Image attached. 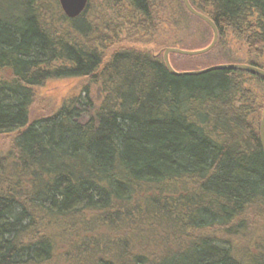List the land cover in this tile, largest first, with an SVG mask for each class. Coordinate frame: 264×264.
Listing matches in <instances>:
<instances>
[{
    "label": "trees",
    "instance_id": "trees-1",
    "mask_svg": "<svg viewBox=\"0 0 264 264\" xmlns=\"http://www.w3.org/2000/svg\"><path fill=\"white\" fill-rule=\"evenodd\" d=\"M190 2L219 37L171 52L176 70L264 69V0ZM213 37L184 0L76 17L0 0V264H264V76L164 59ZM76 77L90 85L31 117L37 86Z\"/></svg>",
    "mask_w": 264,
    "mask_h": 264
},
{
    "label": "rangeland",
    "instance_id": "rangeland-1",
    "mask_svg": "<svg viewBox=\"0 0 264 264\" xmlns=\"http://www.w3.org/2000/svg\"><path fill=\"white\" fill-rule=\"evenodd\" d=\"M201 46L200 43L195 44L194 47ZM200 48V47H199ZM175 62L177 69L192 70L197 67L196 60L190 56H181L172 59ZM90 82L85 78H63V79H49L43 84L37 86L34 91V103L31 108V117H40L54 112L62 103V101L71 95L80 91L82 86ZM91 90L95 97L99 94L97 85L91 84ZM11 135H0V148H5L9 145Z\"/></svg>",
    "mask_w": 264,
    "mask_h": 264
},
{
    "label": "water",
    "instance_id": "water-1",
    "mask_svg": "<svg viewBox=\"0 0 264 264\" xmlns=\"http://www.w3.org/2000/svg\"><path fill=\"white\" fill-rule=\"evenodd\" d=\"M60 4L64 10V12L69 16V17H76L78 16L86 7L88 0H59ZM187 8L193 12L195 15L199 16L200 18L204 19L207 21L213 28L214 31V37L211 43L203 48H196V49H186V48H181V47H167L164 51V59L167 64V67L174 73H190V74H197V73H203L211 69L215 68H239V69H245V70H250L257 72L261 75L264 76V69L252 64L248 63H219V64H214L205 68H200V69H193V70H186V71H178L176 70L169 58V54L171 52H177L181 54H187V55H195V54H201L205 53L209 50H211L217 43L218 37H219V30L212 18L207 16L206 14L198 11L195 9L190 0H184ZM261 139H262V145L264 148V114L262 117L261 121Z\"/></svg>",
    "mask_w": 264,
    "mask_h": 264
}]
</instances>
